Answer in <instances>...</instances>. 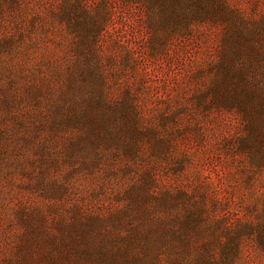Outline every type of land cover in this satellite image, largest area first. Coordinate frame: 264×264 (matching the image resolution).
I'll list each match as a JSON object with an SVG mask.
<instances>
[{
  "label": "rangeland",
  "instance_id": "obj_1",
  "mask_svg": "<svg viewBox=\"0 0 264 264\" xmlns=\"http://www.w3.org/2000/svg\"><path fill=\"white\" fill-rule=\"evenodd\" d=\"M0 264H264V0H0Z\"/></svg>",
  "mask_w": 264,
  "mask_h": 264
}]
</instances>
